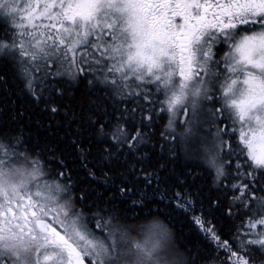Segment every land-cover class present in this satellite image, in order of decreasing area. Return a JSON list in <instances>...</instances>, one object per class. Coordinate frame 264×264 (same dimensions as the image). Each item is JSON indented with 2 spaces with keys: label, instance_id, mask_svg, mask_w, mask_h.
<instances>
[{
  "label": "snow or ice",
  "instance_id": "snow-or-ice-1",
  "mask_svg": "<svg viewBox=\"0 0 264 264\" xmlns=\"http://www.w3.org/2000/svg\"><path fill=\"white\" fill-rule=\"evenodd\" d=\"M0 19L11 29L0 38V56L14 61L35 99L63 95V77L91 76L88 84L104 92L95 107L101 109L98 135L114 149L109 157L124 148L135 153L147 143L145 129L157 115L153 93L163 90L166 102L159 110L170 118L161 135L179 137L186 147L198 138L217 180L247 193L244 208L255 200L238 245L242 252L251 246L264 252V195H256L264 192V0H0ZM220 43L231 51L218 60L213 48ZM175 74L181 78L176 83ZM217 92L220 107L202 112V102L213 101ZM105 101L113 116L120 113L115 122L105 124ZM186 101L183 115L190 108L191 118L178 131L177 106ZM238 122L239 129L232 127ZM236 131L243 147L225 139ZM21 145L0 139V264H85L86 257L88 264H178L162 255L171 233L158 222L142 226V239H136L110 220H97L95 227L107 236L97 235L71 197L60 199L68 188L44 179L40 160L28 159ZM17 156L30 166L6 163ZM176 197L181 208L192 209L180 193ZM193 219L230 264H249L219 239L210 221Z\"/></svg>",
  "mask_w": 264,
  "mask_h": 264
},
{
  "label": "trees",
  "instance_id": "trees-1",
  "mask_svg": "<svg viewBox=\"0 0 264 264\" xmlns=\"http://www.w3.org/2000/svg\"><path fill=\"white\" fill-rule=\"evenodd\" d=\"M6 33L7 25L0 19V38ZM61 79L63 95H45L37 100L27 90L14 61L0 56V139L13 144L17 139L22 141L18 150L29 158L38 157L50 177L65 183L77 210L89 220H110L128 232L160 222L168 227L171 240L188 264H230L228 254L225 252V258L224 250L219 251L220 247L194 223V217H202L211 222L219 239L227 241L238 256L244 255L249 264H264V252L259 247L251 246L247 254L238 245L255 200H250L246 209L234 199L241 193L226 186V181L217 180L215 169L204 159L198 138L187 147L179 137L173 141L164 139L161 133H165L170 114L159 110L164 105L161 94L153 93L157 115L151 129H145L147 143L135 153L124 148L109 157L108 152L114 149L98 135L101 109L95 107L104 92L88 84L91 76L75 81ZM104 103L103 111L108 113L105 124L108 120L115 122L120 113L113 116V108ZM52 107L57 111L52 112ZM138 120L136 116L134 123ZM176 127L183 130L180 124ZM225 139L234 147H242L232 132ZM222 158L228 159L223 154ZM231 171L235 175L234 167ZM260 174L257 170V177ZM176 193L190 201L192 209L181 208ZM246 196L245 192L240 198Z\"/></svg>",
  "mask_w": 264,
  "mask_h": 264
},
{
  "label": "rangeland",
  "instance_id": "rangeland-1",
  "mask_svg": "<svg viewBox=\"0 0 264 264\" xmlns=\"http://www.w3.org/2000/svg\"><path fill=\"white\" fill-rule=\"evenodd\" d=\"M3 21H5V20H3ZM5 23H6V25H7V31H8V33L11 31V29L9 28V25H8V23H7V21H5ZM248 27V26H247ZM247 27H242L243 29H247ZM237 31H240V29H237ZM244 34H251L250 32H245ZM4 38H6V37H4ZM213 51H214V53H215V58L216 59H221L223 56H225L226 54H228L230 51H231V49H230V47H229V45H227V44H224V43H220V44H217L214 48H213ZM220 67L221 68H223V62L221 63V65H220ZM250 70H252V71H254V72H256L257 74H259V69H250ZM243 77H241V79H242ZM173 82L174 83H176V82H178L181 78L179 77V75L178 74H175L174 76H173ZM154 87V86H153ZM155 93H159V95L162 97V103L163 104H165V102H166V95H165V92L162 90V91H156ZM218 96H219V92H217L216 93V96L214 97V99H213V101H204V102H202V112H207L208 110H210V109H213V106H215L216 108H218V107H220V105H219V103H217V99H218ZM185 107H187V101L185 102V105L184 106H177V112H178V114H177V116H176V124L178 125V124H180L181 125V127L183 128V125H182V123H181V121H184L185 123L187 122V119H189V118H191V109L190 108H188V116L187 117H185L184 115H183V113H184V110H185ZM170 116V115H169ZM221 119L224 121V123L225 124H229V125H231L232 124V122L230 121V120H227V119H225V118H223V117H221ZM201 120H203L204 122L205 121H207L206 120V117L204 116V115H202L201 116ZM232 127H234V128H237V129H239L240 127H241V125H240V123L238 122V123H236L235 125H232ZM200 134L201 135H206V133L204 132V130H203V128H201V132H200ZM232 134L233 135H236V137H237V139H238V141L240 142V140H239V135H240V133H239V131H236V132H232ZM240 144H241V142H240ZM241 146L243 147V145L241 144ZM204 155H205V153H204ZM28 157V156H27ZM28 159H35V158H29L28 157ZM36 159H39L38 157L36 158ZM204 159H205V161H206V155L204 156ZM40 160V159H39ZM41 162V161H40ZM6 163L9 165V166H15V167H29L30 165L28 164V161L27 160H25V158L23 157V156H17V157H14L12 160H9V161H6ZM41 165H42V163H41ZM43 166V165H42ZM45 170V169H44ZM45 172H46V176L44 177V179H46V180H49V181H51V180H55L56 182H58V183H60V184H62V185H65V183L64 182H62L61 180H57V179H55V178H52V177H50L49 176V174H48V172L45 170ZM66 186V185H65ZM67 187V186H66ZM68 188V187H67ZM60 195V199L61 200H63V199H65V198H67V197H71V199H72V201H73V198H72V196L70 195V191H69V188H68V191L67 192H62V193H60L59 194ZM241 197V196H240ZM241 199V198H240ZM240 199H238L239 201H241ZM74 203V202H73ZM75 206V205H74ZM76 208V207H75ZM77 209V208H76ZM83 216H84V220H85V222L87 223V225H88V227L92 230V231H94L97 235H99V236H102V237H106L107 236V231L105 230V231H101L100 229H98V228H96L95 227V225H96V222H94L92 219H90L89 220V218L86 216V215H84L83 214ZM51 219V218H50ZM92 221H93V223H92ZM158 223H160V222H158ZM160 224H162V223H160ZM147 225V224H146ZM162 225H164V224H162ZM53 226L54 227H57V230L58 231H61V234H63V232H62V230L59 228V226L55 223V222H53ZM142 226H144V225H142ZM136 227V229H134L133 231H131V232H128V235L130 236V237H133V238H136V239H142V231H143V227ZM167 229H168V227L166 226V225H164ZM132 230V229H131ZM168 231H169V229H168ZM170 232V231H169ZM175 247V248H174ZM162 255H164L169 261H176V262H178V264H188V261L184 258V257H182V255H181V252L179 251V249L177 248V246H175V244L173 243V241L170 239V241L168 242V245H167V247L164 249V251L162 252ZM87 258V257H86ZM87 260H88V258H87ZM50 264H51V262H50Z\"/></svg>",
  "mask_w": 264,
  "mask_h": 264
},
{
  "label": "bare ground",
  "instance_id": "bare-ground-1",
  "mask_svg": "<svg viewBox=\"0 0 264 264\" xmlns=\"http://www.w3.org/2000/svg\"><path fill=\"white\" fill-rule=\"evenodd\" d=\"M37 157L35 156V159H36ZM41 158V157H40ZM225 196V195H224ZM235 196V195H234ZM226 200V199H225ZM240 200H242V199H240ZM89 202V201H88ZM241 202V201H240ZM253 205V204H252ZM218 232V231H217ZM217 232H216V234H217ZM234 245V244H233ZM232 245V246H233ZM258 247V246H257ZM257 247L256 246H254V248H256L257 249ZM175 248V247H174ZM253 249V248H252ZM220 250H222L221 248L219 249V251ZM233 250V249H232ZM236 250V249H235ZM238 250V249H237ZM248 251H249V249H248ZM241 251L239 250V253H240ZM220 254H221V252H219ZM223 253V252H222ZM242 253V252H241ZM246 253V252H245ZM247 254H248V252H247ZM239 255V254H238ZM246 255V254H245ZM222 256V255H221ZM224 256H225V251H224ZM224 256H223V258H224ZM244 256V255H243ZM250 256V255H249ZM264 256V255H263ZM260 257V256H259ZM225 258H227V256H225ZM257 258H258V255H257ZM256 258V259H257ZM223 261V260H222ZM225 261V260H224ZM227 261H228V259H227ZM258 261V260H257ZM230 262V261H229ZM228 262V263H229ZM261 262V261H260ZM264 262V261H263Z\"/></svg>",
  "mask_w": 264,
  "mask_h": 264
},
{
  "label": "flooded vegetation",
  "instance_id": "flooded-vegetation-1",
  "mask_svg": "<svg viewBox=\"0 0 264 264\" xmlns=\"http://www.w3.org/2000/svg\"><path fill=\"white\" fill-rule=\"evenodd\" d=\"M176 19H177V22H179V18H176ZM242 27H247V26H241V28H242Z\"/></svg>",
  "mask_w": 264,
  "mask_h": 264
},
{
  "label": "water",
  "instance_id": "water-1",
  "mask_svg": "<svg viewBox=\"0 0 264 264\" xmlns=\"http://www.w3.org/2000/svg\"><path fill=\"white\" fill-rule=\"evenodd\" d=\"M85 264H88V261H87V259L85 258Z\"/></svg>",
  "mask_w": 264,
  "mask_h": 264
}]
</instances>
